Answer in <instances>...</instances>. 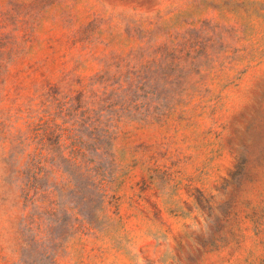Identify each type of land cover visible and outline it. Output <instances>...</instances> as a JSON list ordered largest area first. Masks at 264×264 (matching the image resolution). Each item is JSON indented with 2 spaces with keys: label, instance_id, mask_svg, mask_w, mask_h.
Listing matches in <instances>:
<instances>
[{
  "label": "rangeland",
  "instance_id": "374dc122",
  "mask_svg": "<svg viewBox=\"0 0 264 264\" xmlns=\"http://www.w3.org/2000/svg\"><path fill=\"white\" fill-rule=\"evenodd\" d=\"M50 86L38 113L64 140L108 107L145 121L121 124L101 162L105 220L55 262L26 246L25 162L3 143ZM0 124V264H264V0H0ZM55 165L43 186L58 193Z\"/></svg>",
  "mask_w": 264,
  "mask_h": 264
},
{
  "label": "trees",
  "instance_id": "16d2710c",
  "mask_svg": "<svg viewBox=\"0 0 264 264\" xmlns=\"http://www.w3.org/2000/svg\"><path fill=\"white\" fill-rule=\"evenodd\" d=\"M48 88L36 92L40 104H36L35 112L31 110L28 113L32 122L29 123L27 132H20L18 135L13 133L11 137L5 138L3 143L10 146V154H14L15 160L19 158L25 162L21 173L20 192L32 211L29 220H26L25 229L33 234V243H27L26 246L30 248L33 245L35 253L42 250L43 255L52 261L54 257L51 253L54 249L64 247L66 240L68 241L80 231V224L86 223L89 227L98 229L105 220L104 206L108 198L106 190L108 183L103 175L105 170L101 162L105 156H108L112 143L116 141L122 128L121 124L145 121L133 119L135 109L108 107L110 111H114V114L106 117L102 124L98 119L89 124L86 140L76 133L64 140L65 130L55 125L50 115L47 116L48 118L45 117L44 121V117L41 118V113H38L39 108L45 107L46 103L52 105L54 103L51 97H55L57 87ZM34 101L31 100V102ZM48 108L52 110L51 106ZM33 115H35L34 118ZM4 134H10V128L7 129L0 124V135ZM58 159L67 163L69 168L68 172H64L66 183L58 184L60 190L57 193L53 187L43 186V182L48 180V176L56 173L55 163ZM57 182L55 179L48 184L56 185ZM68 190L71 193L67 202L70 206L63 204L66 198L63 195ZM78 199L81 204L72 206V203ZM83 215H88V218ZM56 225L62 226L61 234L55 237L54 247L49 249L42 243L54 241V238L49 236L52 235ZM45 250L47 252L44 253Z\"/></svg>",
  "mask_w": 264,
  "mask_h": 264
}]
</instances>
